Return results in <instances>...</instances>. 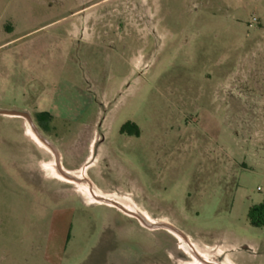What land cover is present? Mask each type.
Masks as SVG:
<instances>
[{
    "label": "rangeland",
    "instance_id": "374dc122",
    "mask_svg": "<svg viewBox=\"0 0 264 264\" xmlns=\"http://www.w3.org/2000/svg\"><path fill=\"white\" fill-rule=\"evenodd\" d=\"M42 110L76 171L39 193ZM263 202L264 0H0V264H264Z\"/></svg>",
    "mask_w": 264,
    "mask_h": 264
},
{
    "label": "flooded vegetation",
    "instance_id": "af4514ba",
    "mask_svg": "<svg viewBox=\"0 0 264 264\" xmlns=\"http://www.w3.org/2000/svg\"><path fill=\"white\" fill-rule=\"evenodd\" d=\"M38 114H40V112H37L34 115L18 112V115L16 116L19 119H23L19 121L22 122L24 128L23 130L24 137L26 138L27 141L30 142L32 147H34L28 153L29 161L26 160L25 164L20 165L18 168H16V172L18 176H20V179L23 180L25 185H28L35 192L40 193L43 190H48L49 186L53 185V182L49 181V178H47L48 174L45 173V169L50 170V167H52L51 170L52 172L54 171L56 173L57 171L60 174H63L67 177L70 174V172L64 170L62 159H60V153H59L60 149L56 146L55 142L53 141L52 126H51L52 121H41L38 119ZM30 130L37 137H40L46 143V145L44 144V146L42 147L39 146V144L33 140L30 134ZM139 135L140 134L137 133V137H139ZM161 224H164L167 227H171L165 222ZM166 226H164V228L178 241V236H176V234L173 233L172 231H169ZM174 231L176 230L174 229ZM102 239L99 242V245L103 244ZM96 249L97 248L93 249L92 252H94ZM106 251L107 252L105 256V264H114L112 263V259L118 256L119 253L118 247L114 245L111 246V248H108Z\"/></svg>",
    "mask_w": 264,
    "mask_h": 264
},
{
    "label": "bare ground",
    "instance_id": "6f19581e",
    "mask_svg": "<svg viewBox=\"0 0 264 264\" xmlns=\"http://www.w3.org/2000/svg\"><path fill=\"white\" fill-rule=\"evenodd\" d=\"M10 116H12L13 117V115H10ZM31 134H32V136H33V139L39 144V145H41V146H44V144L46 145V143L40 138V137H37L32 131H31ZM61 176H63V178H65L64 180H67L68 182H73L72 181V178H70V177H67V176H65V175H63V174H60ZM75 182V181H74ZM93 191V190H92ZM86 194H87V196L88 197H90V198H92V199H98L101 203H98V204H102V203H104V202H109V205L110 206H112V204H110V203H112V202H110L109 200H107L108 198H106L105 197V199H102V198H99V197H97L96 195H94V193H92V192H90V191H87L86 192ZM115 204V203H114ZM118 205V204H117ZM125 208V207H124ZM126 211L128 212V213H130L131 215H133V216H137V218L139 217L140 218V220H142V222L144 223V224H146V225H149L150 227H154V226H160V227H164V226H166V225H164V224H161V222H159V221H154V220H152L151 218H149L146 214H144V213H142V214H138V213H136L135 212V210H134V208H131V207H128V208H126ZM130 216V215H129ZM132 217V216H131ZM138 218V219H139ZM167 227V226H166ZM167 229L169 230V231H172L173 233H175L176 234V236H178L180 239H181V242L183 241V239L182 238H184V239H186L184 236H182L180 233H178V232H176V231H174V229H172L171 227H167ZM187 240V239H186ZM188 241V240H187ZM189 242V241H188ZM183 243H185L184 241H183ZM190 243V242H189ZM199 251V250H198ZM202 252H197V250L196 251H194V254H195V259H196V261H197V263L196 264H213V263H211L209 260H210V258H208L207 257V255H202L201 254ZM223 263V262H222ZM214 264H217V263H214ZM219 264H221V263H219Z\"/></svg>",
    "mask_w": 264,
    "mask_h": 264
},
{
    "label": "trees",
    "instance_id": "16d2710c",
    "mask_svg": "<svg viewBox=\"0 0 264 264\" xmlns=\"http://www.w3.org/2000/svg\"><path fill=\"white\" fill-rule=\"evenodd\" d=\"M38 119L41 121H53V117L47 113L38 114ZM247 217L251 226L264 229V202L251 207Z\"/></svg>",
    "mask_w": 264,
    "mask_h": 264
},
{
    "label": "crops",
    "instance_id": "0c3cea01",
    "mask_svg": "<svg viewBox=\"0 0 264 264\" xmlns=\"http://www.w3.org/2000/svg\"><path fill=\"white\" fill-rule=\"evenodd\" d=\"M41 105V104H40ZM14 111H12V112H10V113H13ZM15 112H17V111H15ZM41 112H43V113H45V111H41ZM5 113H8V112H5ZM53 117V116H52ZM59 153H60V159H62V162H63V167H64V170L65 171H68V172H72V171H76V170H71V169H67L66 167H65V165H64V159H63V155H62V153L59 151ZM148 216V215H147ZM149 217V216H148ZM150 218V217H149Z\"/></svg>",
    "mask_w": 264,
    "mask_h": 264
},
{
    "label": "built area",
    "instance_id": "2783aa9c",
    "mask_svg": "<svg viewBox=\"0 0 264 264\" xmlns=\"http://www.w3.org/2000/svg\"><path fill=\"white\" fill-rule=\"evenodd\" d=\"M258 191H263L261 188H258Z\"/></svg>",
    "mask_w": 264,
    "mask_h": 264
},
{
    "label": "water",
    "instance_id": "95a60500",
    "mask_svg": "<svg viewBox=\"0 0 264 264\" xmlns=\"http://www.w3.org/2000/svg\"><path fill=\"white\" fill-rule=\"evenodd\" d=\"M11 115H14V114H11Z\"/></svg>",
    "mask_w": 264,
    "mask_h": 264
}]
</instances>
